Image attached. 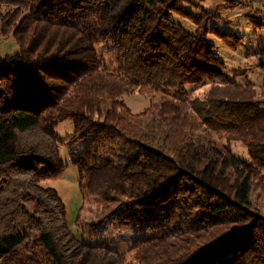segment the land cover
I'll return each mask as SVG.
<instances>
[{"label": "trees", "instance_id": "16d2710c", "mask_svg": "<svg viewBox=\"0 0 264 264\" xmlns=\"http://www.w3.org/2000/svg\"><path fill=\"white\" fill-rule=\"evenodd\" d=\"M3 6L1 31L19 48L0 55V264H264V214L251 204L264 189V99L208 40L241 42L213 21L218 13L196 0ZM256 63L264 69V47ZM135 90L149 96L137 112L122 98ZM67 118L73 133L60 137ZM232 140L250 160L235 155ZM60 143L82 199L94 197L101 217L136 230L130 259L78 236L57 189L42 183L65 168Z\"/></svg>", "mask_w": 264, "mask_h": 264}, {"label": "rangeland", "instance_id": "374dc122", "mask_svg": "<svg viewBox=\"0 0 264 264\" xmlns=\"http://www.w3.org/2000/svg\"><path fill=\"white\" fill-rule=\"evenodd\" d=\"M195 1V0H192ZM199 5L210 8L211 11L218 13L220 16L213 20L219 26L234 30L241 37V42L236 49L228 47L219 37L209 34L208 40L213 42L215 50L225 63L226 69L230 71L245 70L246 79L253 84L256 91V97L264 99V69L257 66V50L264 47V0H196ZM185 6L198 11L199 8L191 7L189 2ZM0 9H4V6ZM250 13L251 17H256L261 22L257 26L253 24L246 14ZM174 19L186 28L193 30L194 23L190 19L174 16ZM0 23V55L13 53L18 50V41L10 32H2ZM241 79V78H240ZM242 80V79H241ZM243 81V80H242ZM205 83L191 85L188 87L189 92L198 93L204 89ZM124 102L133 112H137L149 104V96L137 90L123 94ZM264 105V103H263ZM73 121L69 118L59 122L56 126V132L60 137H65L73 133ZM82 141H78L75 146L78 148ZM230 149L235 155L243 160H250L246 146L239 140H232L229 143ZM59 153L65 163L64 170L57 176L42 179L46 186L50 185L57 189L66 210V218L71 229L80 237H91L94 240H102L108 245L124 253L127 258H131L132 251L130 245L133 237L137 234L135 229L120 228L110 222L108 216L101 217L100 207L97 206L96 199L87 196L82 199L81 192L78 188L77 169L70 162L69 147L64 143L59 144ZM251 204L264 214V189L255 188L251 193ZM81 209L79 210V207ZM79 213V218L76 217ZM78 222V223H77ZM211 234L217 231V226L209 229ZM206 235V233H203ZM215 235V234H213ZM212 235V236H213ZM195 234L190 233L189 246L195 247ZM167 241H179V237H167ZM187 244L185 246H187ZM170 246V244L168 245ZM178 245L170 248L177 251Z\"/></svg>", "mask_w": 264, "mask_h": 264}]
</instances>
